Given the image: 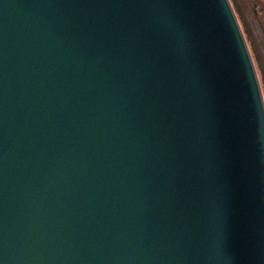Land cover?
<instances>
[{
	"label": "water",
	"instance_id": "water-1",
	"mask_svg": "<svg viewBox=\"0 0 264 264\" xmlns=\"http://www.w3.org/2000/svg\"><path fill=\"white\" fill-rule=\"evenodd\" d=\"M0 264H264L229 0H0Z\"/></svg>",
	"mask_w": 264,
	"mask_h": 264
},
{
	"label": "rangeland",
	"instance_id": "rangeland-1",
	"mask_svg": "<svg viewBox=\"0 0 264 264\" xmlns=\"http://www.w3.org/2000/svg\"><path fill=\"white\" fill-rule=\"evenodd\" d=\"M253 16L245 14L243 19V27L247 34L245 40L251 54L254 67L257 72V77L261 86L263 98H264V33L263 22L261 19V13ZM248 28V29H247ZM247 29V30H246ZM248 35V36H247Z\"/></svg>",
	"mask_w": 264,
	"mask_h": 264
},
{
	"label": "flooded vegetation",
	"instance_id": "flooded-vegetation-1",
	"mask_svg": "<svg viewBox=\"0 0 264 264\" xmlns=\"http://www.w3.org/2000/svg\"><path fill=\"white\" fill-rule=\"evenodd\" d=\"M229 1L235 12V15L240 24L243 34L244 33L247 34L243 27V22L245 21L243 19V16L245 14H248L253 16L252 18H254L259 13H261V19L263 22V33H264V0H229Z\"/></svg>",
	"mask_w": 264,
	"mask_h": 264
}]
</instances>
